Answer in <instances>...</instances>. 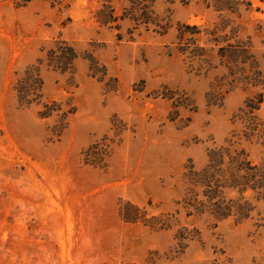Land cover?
Segmentation results:
<instances>
[{
  "label": "rangeland",
  "instance_id": "374dc122",
  "mask_svg": "<svg viewBox=\"0 0 264 264\" xmlns=\"http://www.w3.org/2000/svg\"><path fill=\"white\" fill-rule=\"evenodd\" d=\"M105 1L116 16L129 6L0 0V264H264V202L239 224L216 222L187 206L184 177L205 167L259 91L225 94L216 47L192 27L233 20L263 68L264 2L229 15L208 7L215 0H156L164 31L101 26ZM187 45L204 48L202 60L183 54ZM66 46L77 59L63 73L48 59ZM38 59L42 100L24 106L15 87ZM240 143L262 162L260 146Z\"/></svg>",
  "mask_w": 264,
  "mask_h": 264
},
{
  "label": "trees",
  "instance_id": "16d2710c",
  "mask_svg": "<svg viewBox=\"0 0 264 264\" xmlns=\"http://www.w3.org/2000/svg\"><path fill=\"white\" fill-rule=\"evenodd\" d=\"M119 1L129 3L122 16L115 15L110 1H105L102 9L97 12L101 26L115 24L118 20H129L135 24V29L141 25L149 29L150 25H154L161 30H167L156 20L153 10L156 0ZM62 2L63 0H53L56 4ZM243 5L248 9L252 2L215 0L208 7H213L219 13L238 15ZM114 26L117 28L118 25ZM192 28L196 30L192 33L194 36L204 34L207 42L216 47L219 66L226 70L222 79L227 82L229 89L225 90V94L237 85L245 89H259L244 101L234 115L235 128L231 137L224 145L208 150L205 167L201 170L190 167L184 175L187 184L185 203L194 210V214L207 215L216 222L233 219L239 224L251 217L257 203L264 202V159L259 164H254L246 150L240 147L241 141H247L264 150V117L260 115L264 103V67L261 68L251 54L249 43L238 40L239 30L233 25V20L221 18L212 29L201 30L196 26ZM186 47L181 50L183 54L202 60L204 48L196 46L188 49L190 45ZM58 52L59 56L48 59V65L63 73L73 69L77 59L74 49L66 46L58 48ZM42 63L43 60L38 59V65L28 66L17 81L15 91L19 104L30 106L42 100L43 81L39 67ZM223 86L218 80L212 83L208 94L210 104L216 105L221 101ZM176 238L184 240L181 235Z\"/></svg>",
  "mask_w": 264,
  "mask_h": 264
}]
</instances>
